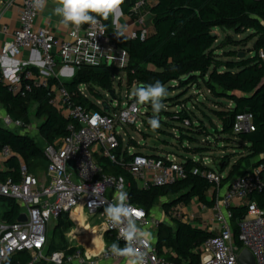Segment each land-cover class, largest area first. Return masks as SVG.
Returning a JSON list of instances; mask_svg holds the SVG:
<instances>
[{"label":"built area","instance_id":"obj_1","mask_svg":"<svg viewBox=\"0 0 264 264\" xmlns=\"http://www.w3.org/2000/svg\"><path fill=\"white\" fill-rule=\"evenodd\" d=\"M47 1V0H46ZM156 0H138L128 16L134 19L136 30L130 38L143 35L147 37L150 24L146 19L149 6ZM43 9V8H42ZM42 9L33 6V0H24L19 16V26L13 32L12 41L6 43L0 51V72L2 81L10 87L14 94H25L33 89H48L50 104L65 118L74 121L75 125L69 127L70 134L56 141L54 145L44 148L47 160V177L44 181L28 169L20 161V182L0 180V208L1 197L14 200L20 207L19 217L26 216V222L8 224L0 221V250H4L7 259L21 252L31 255L30 264H79L88 262L83 251L71 246L75 251L67 254L63 251L46 253L48 245L49 227H55L60 220L69 221L77 211L86 214L90 220L103 225L105 231L118 240V233L109 229L103 206L95 207L93 202L94 187L99 183L104 186L103 198L111 202L116 191V185L123 183L128 193L130 183L123 176H114L104 170L105 162L126 165L127 172L135 181L140 190H150L155 187L174 185L178 181L189 177L184 162L176 160L171 155L158 157L136 154L133 147H124V140L118 128L139 125L143 111L140 105L135 104L132 96L128 102L116 104V100L100 101V110L94 111L78 105L73 95L63 85H50L51 79L61 80V76L74 77L81 69L97 66H114L120 71L130 66V56L126 49L119 47L118 38L113 32H108L104 23L99 20L95 26L83 25L79 29L73 28L68 39H61L53 32L38 27V19ZM7 34L8 30L4 29ZM40 54L41 65L38 72L27 71L16 65L24 51ZM264 60V51L260 52ZM133 72V71H132ZM124 73V72H123ZM25 76V79H23ZM81 94L86 95L87 88H79ZM107 97L110 99L108 92ZM116 94V92H115ZM109 104V112H105L103 103ZM4 127L27 130L20 120H14L6 115L3 119ZM185 125H189L186 121ZM255 131L253 116L243 114L237 117L234 134L252 133ZM128 152L130 160L124 162V153ZM14 152L9 147L0 150V175L8 171L7 163L14 158ZM196 162H202L195 158ZM201 173L209 179L214 187L209 191L214 206L211 217L203 219L196 216L195 208L204 213L208 207L197 199L190 204H177L166 212L164 219L153 217L146 210L129 203L141 213L138 222L143 229L155 230L163 223L180 220L200 229L208 230L214 236L208 239L200 248V264H240L239 256L244 250L253 255L256 264H264V210L254 199L255 194L264 190V161L250 168L244 175L233 179L225 189L222 196V180L224 177L216 171L200 172L198 168L193 171ZM7 187L8 194L4 188ZM246 208V214L239 223V239L242 247L235 244L231 220L232 209ZM19 219V218H18ZM151 257L150 264H175L160 255L159 250L150 234ZM120 241V240H118ZM124 244V242L121 240ZM71 244V241L69 242ZM107 247L102 254L106 260L119 261L123 258L113 256ZM6 259V260H7ZM0 257V264L6 261ZM95 264V262H93Z\"/></svg>","mask_w":264,"mask_h":264},{"label":"trees","instance_id":"obj_2","mask_svg":"<svg viewBox=\"0 0 264 264\" xmlns=\"http://www.w3.org/2000/svg\"><path fill=\"white\" fill-rule=\"evenodd\" d=\"M138 0H125L122 5L124 16H130L132 9ZM152 15V27L149 29L145 39L120 38L118 45L128 51L130 66L120 71L114 66L87 67L78 71L71 82H62L59 79H51L50 85H63L73 95L75 102L89 110H100L88 95L79 91L81 86L87 88L90 96L97 101H103L101 92L114 90L113 79L117 72L127 74L129 90L141 83H154L161 81L165 87L180 90L197 86L203 82L216 100L226 101L231 107L225 106L218 101L220 109L214 111L216 118L221 123L218 128L213 122L212 134L204 126L202 121L194 125L192 116L187 108L179 107L176 113H166L173 121L185 125L189 129L188 134L202 136H213L214 139L233 140L238 143L245 156L240 158L230 169L226 178L222 180V187L242 176V168L247 161L253 162V166L264 161V60L260 52L264 51V0H156V3L147 8ZM101 20L108 32H114L112 18ZM89 24L83 25L87 27ZM215 30L232 32L235 35H250L245 42L254 41L250 53L254 56L247 58V55L240 58V52L229 51L225 57L228 61H222L217 54L220 47L217 43L220 37ZM229 38L228 45L242 46V41H234ZM239 55V56H238ZM239 57V59H237ZM27 71L38 72L37 68ZM133 71V72H132ZM25 79V76H23ZM172 85H175L172 87ZM101 91V92H100ZM48 89H33L31 92L14 94L8 85L2 81L0 72V105L5 114L14 120H20L25 125H30L31 107L36 105V117L43 119L39 126L41 137L47 145H54L56 141L65 138L70 134L69 127L75 125L74 121L62 116L51 104L47 95ZM151 108V107H150ZM251 114L255 131L235 135L234 126L238 116ZM182 132L184 130L181 129ZM183 139L196 142L192 135L181 134ZM230 138V139H229ZM9 146L15 157L8 163L6 173L0 175V180H12L20 182V161H23L30 172L41 162H47L44 155V148L24 132H15L1 124L0 119V150ZM137 146L132 141L128 147ZM208 147H196L186 149L188 157L183 162L188 171L189 177L186 180L178 181L174 185L155 187L150 190H140L135 181L129 175L126 165L112 164L105 162L104 170L114 176H123L130 183L128 191L129 202L146 210L149 214L159 202L168 211L177 204L188 205L197 199L207 207H212L214 202L207 197L214 184L201 173L193 171L198 168L200 172L211 171L202 162H196L195 156L202 157L208 152ZM138 154V153H136ZM124 162L130 160L128 152L124 153ZM158 157L160 155H153ZM228 155L223 157V163H227L221 170L225 173L228 169L231 158ZM261 209L264 210V190L254 196ZM6 203L7 210L2 220L8 224L17 222L20 207L17 202L10 198L1 197ZM233 219L231 220L235 244L242 247L239 239V223L246 214V208L235 207L232 209ZM71 225L63 219L53 231V239L58 236L59 242H52L47 245V254L63 251L72 254L75 249L68 248L65 234ZM213 233L194 227L180 220H172L163 223L157 229L156 246L160 255L175 264H200V248ZM118 241L113 234L106 235V242L111 245ZM32 257L26 252H21L7 259L4 264H30ZM39 264H45L43 262Z\"/></svg>","mask_w":264,"mask_h":264},{"label":"rangeland","instance_id":"obj_3","mask_svg":"<svg viewBox=\"0 0 264 264\" xmlns=\"http://www.w3.org/2000/svg\"><path fill=\"white\" fill-rule=\"evenodd\" d=\"M215 33L220 37V40L217 43V47H220L221 50H218L217 54L220 56V59L222 61L230 60L229 58L225 57L226 53H228L229 51L240 52V54L243 53L245 54V56L247 55V58H251L254 56L253 52L250 53V50L253 49L254 41H244L250 35L249 33L244 35H235L232 32H225L222 30H218ZM228 37H231L234 41H242V46L228 45L227 43L230 41ZM237 59H239V57ZM72 79L73 77L61 76L62 82H71ZM113 85L117 97L116 104L118 105L127 103L128 97L131 96L132 90L137 87L135 86L131 90H129L127 84V74L123 72H117L114 75ZM173 86L175 85H172V87ZM167 92L168 95L163 101L166 107L159 114L161 126L158 129L153 130L148 124V120L152 117L153 114L152 109L150 108V104L140 105L143 111V116L140 117L139 125H128L123 129L118 128L119 134L124 140V147H128L130 144H132V141H135L137 146H132L135 153H140L146 156L171 155L175 157L176 160H179L181 162L183 161V158H186L189 155L186 149L208 147V152L203 154L200 159L206 163L207 167H210L218 173L221 172L223 167H225V165L227 164L223 163V157H226L228 155L235 156V153L241 152L238 143L233 140L224 141L221 140V138L214 139L213 136L206 137L202 135L188 134V127H186L183 123L171 120L169 116L166 115V113H176V111H179V107L184 103L183 108H187L188 111H190L193 124L196 125L199 121H202L204 126L207 127V129L212 134L211 122H213L218 128H220L221 126V123L214 114V111H218L220 109L218 104V101L220 100H216L215 98H213L203 82H200L197 86L184 90H180L176 88V86L172 89H169L168 87ZM85 93L96 106L101 107L99 104L100 101H97L94 97L90 96L87 91H85ZM101 94L104 101L110 100L107 97V93L102 91ZM220 102L227 107H229L230 105L224 100ZM36 109L37 106L32 105L30 127L27 130L14 128L9 129L15 132H24L32 139H34V141L40 146L45 147L46 144L43 141L41 133L39 131V126L42 123L43 119H39L36 117ZM5 116V111L0 105V119L3 126V119L5 118ZM181 129L184 130V132H182ZM181 134L192 135L190 137L196 139V142L193 143L188 139H183V136H181ZM236 159L237 158H231L226 172L230 170L231 165L236 161ZM251 163V161H248L249 165ZM47 166V162H41L33 168L32 173L36 174L42 181H44L45 176L47 175ZM6 210V203L1 202L0 221L2 220L3 214ZM164 210L165 209L163 208V203L159 202L152 210L151 215L160 219V213H162L161 211L164 212ZM54 230L55 225L54 223H51V226L49 227L48 246L51 245L52 242H59L58 236L53 239ZM144 231L150 233L152 237H156L155 230L144 229ZM67 234L68 232L65 234L66 241L69 238Z\"/></svg>","mask_w":264,"mask_h":264},{"label":"clouds","instance_id":"obj_4","mask_svg":"<svg viewBox=\"0 0 264 264\" xmlns=\"http://www.w3.org/2000/svg\"><path fill=\"white\" fill-rule=\"evenodd\" d=\"M125 0H56L54 12L61 17V23L65 27L73 26L79 29L82 25L89 24L95 26L99 23L97 18L108 20L112 18L115 36L127 38L128 26L119 21L124 16L122 5ZM46 0H33V6L36 9H42ZM144 39L143 35L140 37ZM168 92L165 85L157 80L154 83H141L135 87L131 96L135 99L133 110L136 105L150 104L152 117L148 124L153 130L158 129L160 125L159 114L165 109L163 102ZM104 186L97 184L93 189V195L96 197L95 207L103 206V214L106 217L109 229H114L118 233V240L124 242L123 246L117 241L110 245V253L119 258H123L126 264H150L154 258L151 257L150 233L144 231L138 222L141 213L134 209L128 202V193L124 190L123 183L116 185V191L111 202L103 198ZM5 194H8L7 187L4 188ZM0 257L7 259L4 250H0Z\"/></svg>","mask_w":264,"mask_h":264},{"label":"crops","instance_id":"obj_5","mask_svg":"<svg viewBox=\"0 0 264 264\" xmlns=\"http://www.w3.org/2000/svg\"><path fill=\"white\" fill-rule=\"evenodd\" d=\"M24 0H0V51L2 47L6 43H10L12 41L13 32L19 26V16L21 9L23 7ZM56 0H47L45 6L43 7L39 19H38V27L42 29L49 30L53 32L57 37L61 39H68L71 30L74 28L73 26L65 27L61 23V17L56 15L54 12V8L56 7ZM146 19L150 24V28L152 27L153 17L151 14L146 15ZM121 24H126L128 26V31L126 37H131L132 33L137 29L135 25L134 19L129 18L128 16H123L120 21ZM4 29H7V34L4 32ZM218 30H215L217 32ZM19 62L16 63L20 68H38L40 63V54L34 53L32 51H24L22 56L18 59ZM230 104V103H229ZM231 107V104L229 105ZM236 161L231 165V167L242 157L245 156V152L241 150L240 153H235ZM194 158H199L195 156ZM230 167V169H231ZM253 167V162L249 165L248 161L244 164L242 168V172L248 171ZM210 168V167H209ZM211 169V168H210ZM212 171H215L212 169ZM230 171V170H229ZM229 171L225 173L219 172L224 178L227 177ZM218 173V172H217ZM47 175L45 176V178ZM45 180V179H44ZM226 187H223V193H225ZM207 197L210 201H212L211 195L207 194ZM213 202V201H212ZM214 206V205H213ZM212 206V207H213ZM212 207H208V210L204 213L198 208H195L194 213L196 216L201 217L203 219H207L211 217ZM166 210L161 211L160 217L164 219V214ZM168 212V211H167ZM71 225L67 236L69 237L67 240V246L77 247L81 249L84 255L87 257L88 262L85 264H126L125 260L113 261L106 260L102 258V254L107 247L110 245L106 242V231L103 228V225L97 223L96 221L90 220L86 214H83L81 211H77L72 219L68 221ZM207 231L213 230L211 226L208 225ZM102 232V233H101ZM154 242H156V237H153ZM71 241V244L69 243ZM47 253V249H46ZM72 264H79L78 261H74Z\"/></svg>","mask_w":264,"mask_h":264},{"label":"water","instance_id":"obj_6","mask_svg":"<svg viewBox=\"0 0 264 264\" xmlns=\"http://www.w3.org/2000/svg\"><path fill=\"white\" fill-rule=\"evenodd\" d=\"M240 58L244 57V54L239 56ZM108 95L110 97V104H112L115 100H116V94L114 90H110L108 91ZM103 108L105 110V112H109V104L107 102L103 103ZM26 216L25 215H21L18 219L19 223H24L26 222ZM113 231L111 230H107L106 233L107 234H111ZM239 262L240 264H256V261L253 257V255L251 254L250 251L248 250H244L240 256H239Z\"/></svg>","mask_w":264,"mask_h":264}]
</instances>
